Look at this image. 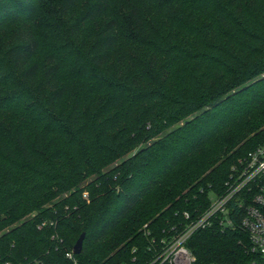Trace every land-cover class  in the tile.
<instances>
[{
  "label": "trees",
  "instance_id": "1",
  "mask_svg": "<svg viewBox=\"0 0 264 264\" xmlns=\"http://www.w3.org/2000/svg\"><path fill=\"white\" fill-rule=\"evenodd\" d=\"M82 1L0 0V264H149L264 147V0H93L68 26ZM214 142L215 169L182 167ZM228 209L194 264L260 262Z\"/></svg>",
  "mask_w": 264,
  "mask_h": 264
},
{
  "label": "built area",
  "instance_id": "2",
  "mask_svg": "<svg viewBox=\"0 0 264 264\" xmlns=\"http://www.w3.org/2000/svg\"><path fill=\"white\" fill-rule=\"evenodd\" d=\"M226 185V194L215 197L210 209L185 232L164 240L161 251L149 264H194L196 257L187 247V242L196 230L209 226L213 217H218L220 225L233 228L228 205L234 199L236 206L244 209L241 227L248 233L252 252L260 258V262L252 264H264V147L251 152L241 162L237 178ZM246 200H249L247 206L244 205ZM67 257L73 259V251Z\"/></svg>",
  "mask_w": 264,
  "mask_h": 264
},
{
  "label": "rangeland",
  "instance_id": "3",
  "mask_svg": "<svg viewBox=\"0 0 264 264\" xmlns=\"http://www.w3.org/2000/svg\"><path fill=\"white\" fill-rule=\"evenodd\" d=\"M93 0H83L79 6L77 8H75L74 10H72V13L68 16H64L63 17V13L60 14V18H62V20H64L63 22L66 24L68 23V26L71 24L72 20L78 15V13L80 12V10L86 5L91 3ZM117 7H119L117 10L124 12V9H121L120 6H122L118 0H115ZM49 7L52 8L53 7V2H51V4H49ZM54 6L56 7V5L54 4ZM115 8V6H114ZM113 14V13H112ZM111 14V15H112ZM111 15L107 14L106 16L102 17L101 19H99L97 21V23L94 25V27L89 31L88 33V40L89 42H93V40H95L97 38V33L98 31L102 28L103 24L110 19ZM45 26H53V22H51L50 20H45L44 22ZM13 26H10L8 29H10V31L12 30ZM9 41V39H8ZM11 43V41L9 42ZM14 42L12 41V44ZM5 45V44H4ZM179 126V125H176ZM157 141L156 138H153L151 140H149L148 143L150 142H155ZM144 143H141V145H143ZM217 142H214L212 144H210L209 146H207L206 148H204L203 150H201L198 154L194 155L193 157H191L190 159L187 160V162L185 163L184 166H182L183 168H189L195 171H203L206 172L205 174L209 173V170L215 169L216 166L219 165V162L215 161L213 162V160H215V158L217 157L218 152L215 151V149H217ZM208 161L210 162V164L208 165ZM213 162V163H212ZM86 196V194H85ZM215 195H212V200L215 198ZM152 200L149 199L145 202H143L137 209L136 211L132 214V216L129 218V220L127 221V225L131 226V225H137V226H142L140 227V231L139 232H146V228H147V224L148 222L144 223L149 217H151L150 214H148V212L150 211L149 207V202Z\"/></svg>",
  "mask_w": 264,
  "mask_h": 264
},
{
  "label": "water",
  "instance_id": "4",
  "mask_svg": "<svg viewBox=\"0 0 264 264\" xmlns=\"http://www.w3.org/2000/svg\"><path fill=\"white\" fill-rule=\"evenodd\" d=\"M84 239H85V233H82L73 248L74 255H80L82 253Z\"/></svg>",
  "mask_w": 264,
  "mask_h": 264
}]
</instances>
